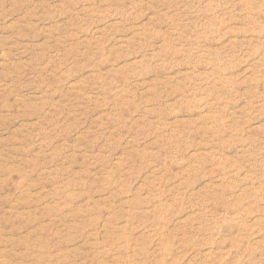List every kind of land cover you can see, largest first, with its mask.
<instances>
[{"label":"rangeland","instance_id":"1","mask_svg":"<svg viewBox=\"0 0 264 264\" xmlns=\"http://www.w3.org/2000/svg\"><path fill=\"white\" fill-rule=\"evenodd\" d=\"M0 264H264V0H0Z\"/></svg>","mask_w":264,"mask_h":264}]
</instances>
